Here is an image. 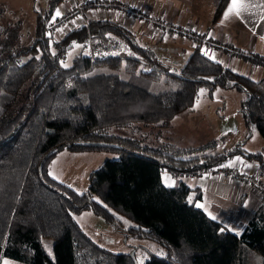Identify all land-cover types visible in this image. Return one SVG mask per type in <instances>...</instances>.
<instances>
[{
    "label": "trees",
    "instance_id": "1",
    "mask_svg": "<svg viewBox=\"0 0 264 264\" xmlns=\"http://www.w3.org/2000/svg\"><path fill=\"white\" fill-rule=\"evenodd\" d=\"M63 1L49 0L48 7L37 12L28 45L14 43L18 30L0 25V264L3 258L23 264H134L130 253L110 251L83 231L73 215L85 210L115 228L121 219L123 226L131 222L130 235L165 248V255L151 254L144 264H252L245 246L264 264L263 206L237 234L195 205L202 197L199 188L162 181L165 169L172 174L202 172L234 155L255 161L263 173L264 148L247 151L241 141L190 158L193 151L211 149L216 142L179 147L163 141L154 147L142 145L140 138L121 137L139 147L129 149L109 133L112 126L132 132L137 124L167 128L193 105L200 88L212 92L219 87L244 93L239 104L244 140L254 131L264 140V76L254 80L205 55L200 48L203 37L197 33L190 37L192 51L178 70L165 67L150 46L111 19H92L59 36L55 21L73 8L56 16ZM101 1L77 0L83 9L63 27L87 12L118 11L86 7ZM228 2L218 0L212 23ZM136 10L144 17L120 13L147 23L148 31L151 20L171 24ZM155 32L158 29L149 33ZM76 43L91 52L74 56L66 66L67 52ZM251 58L264 67L263 56ZM64 149L114 151L118 157L92 171L88 190L81 193L49 174V164ZM42 238L52 240L51 257Z\"/></svg>",
    "mask_w": 264,
    "mask_h": 264
},
{
    "label": "rangeland",
    "instance_id": "2",
    "mask_svg": "<svg viewBox=\"0 0 264 264\" xmlns=\"http://www.w3.org/2000/svg\"><path fill=\"white\" fill-rule=\"evenodd\" d=\"M77 2V0H76ZM218 2V1H217ZM126 4L137 8V6L131 2H125ZM49 0H0V25L7 26L12 29L18 30L19 38L14 42L16 44L28 45L33 40L35 17L37 12H40L48 7ZM73 2L72 7L75 6ZM62 5V2L59 6ZM217 6V3H216ZM215 6V8H216ZM175 27H186L187 25L173 24ZM191 30L187 36L190 38L194 32L198 31L195 26H189ZM70 26H57L56 33L59 36L70 30ZM168 33V32H165ZM200 33V32H197ZM164 34V33H163ZM161 35V34H160ZM57 38V36H55ZM207 41V43H206ZM226 48L229 47L227 41H222ZM220 41V45L222 44ZM211 41L203 39L200 43L206 50L211 49ZM157 58L162 64L172 61V66L175 70H178L187 60L183 61L181 65H177L181 62L180 57L176 56V49L172 47H166L157 45L154 47ZM202 50V49H201ZM90 48L83 46L80 43H76L67 52L64 60V65H70L74 56L78 54H90ZM179 55L183 51L178 50ZM175 55V56H174ZM208 56V54H207ZM213 59H216L214 57ZM177 65V66H176ZM246 65L243 63L244 71L246 72ZM176 66V67H175ZM264 76L254 78H262ZM258 80V79H256ZM206 93L209 97L207 98ZM244 97L243 92H236L235 90H225L219 87L209 93L208 89L200 88L198 96L195 99L193 107L196 110H200V114L205 117V121L208 126H202L199 119H196L195 114L187 110L182 114V120L177 122L173 128H162L153 126H141L134 128L132 132L129 128H118L112 126L109 129V133L114 135L116 141L121 145L129 148L136 149L139 147L131 146L127 141L122 140L121 137L133 136V138H140L142 145L158 146L163 141H168L176 144L179 147H199L200 145L214 140L216 142L215 147L206 150L193 151L189 157H201L205 154L213 152H220L226 148L233 146L237 141H242V135L236 134V125L238 121H241L240 114L238 112L239 104ZM214 104L205 106L202 102L214 101ZM191 107L189 109H191ZM119 137V138H118ZM143 138V139H142ZM263 141L262 137L255 131V136L248 142L250 147L257 148L259 146L258 141ZM245 147V145H244ZM118 153L114 151H83L74 152L64 149L60 151L49 164V173L54 178L66 183L77 192H85L88 190L90 174L97 169L105 160L117 158ZM74 218L79 223L83 231L90 236L100 246L117 253L134 252L136 260L139 264H144L151 254L158 256L165 255V248L157 242L150 239H137L130 235L127 228L131 225V222H124L123 220L116 223L118 227H114L112 224L106 222L102 217L93 214L91 211L85 210L80 213H75ZM41 242L45 252L52 256V240L48 238H42ZM244 247V246H243ZM247 251H250L252 264H261L262 257L249 246H245ZM3 264H23L7 258L2 259Z\"/></svg>",
    "mask_w": 264,
    "mask_h": 264
},
{
    "label": "crops",
    "instance_id": "3",
    "mask_svg": "<svg viewBox=\"0 0 264 264\" xmlns=\"http://www.w3.org/2000/svg\"><path fill=\"white\" fill-rule=\"evenodd\" d=\"M118 1L131 2L143 10V12L148 13L155 18L164 19L169 23L195 26L198 28L197 32H200L196 33L201 34L203 39H207L213 42V44L219 43L220 41H227L229 50L217 48L210 56L212 58L216 57L215 60L240 74H242V71L245 69L244 66L242 67L243 63L247 64V70L243 75L254 80L259 79L254 77H260L263 75V65L255 62L251 56L252 54H258L264 57V7H261V5H264V0H246V2H249L254 6L250 7L249 10L243 13L240 17L231 15L228 19H224V12L231 3V0H229L215 23H212V19L218 0ZM73 2L76 3V0H64L58 10L64 12L69 11ZM99 18H107L121 23L136 35L141 44L150 46L153 50L157 45L166 47L172 45V47L177 50L176 56H179L181 60L177 65H181L192 51V41L189 37L176 35L173 32L164 33L162 35H160L159 32L153 34L149 33L151 29L148 31L147 23L135 21L130 15L122 14L116 10L97 13L87 12L85 16L83 15L81 17L80 21L72 20L71 25H69L73 28L78 24ZM222 44L224 43L222 42ZM178 50L183 51V53L179 55ZM172 65V61L171 64L170 62H167L165 67L175 69ZM235 91L240 92L237 90ZM206 96L207 98H211L207 93ZM214 103L215 100L211 102H202L205 106ZM187 110L190 113L191 111L196 113L195 117L196 119L200 118L199 122L202 126H208L204 120L205 117L200 114V110H196L193 107H191V109L188 108ZM185 111L174 117L167 129L173 128L172 126L176 125L177 122H180L179 120H182L181 116ZM245 133L246 127L244 122L242 125L241 121H238L235 135L239 134L243 136L242 141H244V149L247 151H258L264 148V140L261 141L259 139V146L257 148L250 147L248 142L255 136V131L246 140H244ZM238 142L241 141H237V143ZM230 164L231 166H228ZM223 165L235 169V172L238 175L242 173H247L250 176L257 175L264 182V168L262 171L263 173H260L259 166L255 161L247 160L239 155H234L224 162ZM248 165H251V167ZM166 178H168V184H171L172 186H177L179 183L184 182L191 188H199L202 191V197L195 202V205H203V207L199 208H201L210 218L215 216L216 219L214 220L221 223L226 229L237 234L244 229L249 219L260 207L263 206L264 209V195L261 194L259 189L256 187H250L246 183L235 178H224L212 175L208 171L192 172L185 170L172 174L165 169L162 172V181L168 186L165 183Z\"/></svg>",
    "mask_w": 264,
    "mask_h": 264
},
{
    "label": "built area",
    "instance_id": "4",
    "mask_svg": "<svg viewBox=\"0 0 264 264\" xmlns=\"http://www.w3.org/2000/svg\"><path fill=\"white\" fill-rule=\"evenodd\" d=\"M77 3V2H76ZM86 7L91 8H115L117 9L119 12H126L129 11V13H133L135 15H137V17H144L143 15L136 13V9L133 8L132 6L126 4L125 2H117L116 0H102L100 3H89L88 5H86ZM83 9V6L81 5H77L75 4V6L72 8L71 12L69 14H66L64 16L60 17V20L55 21V26H61V28L63 27V24L71 19L73 17L74 12H81V10ZM138 12V11H137ZM134 15V16H135ZM151 29H158V31L160 33H163L164 31L170 30L172 31L174 34L176 35H184L187 36L188 32L191 30V27L186 26V27H175L171 24H166L163 21H161L160 19H155V20H151ZM196 32L193 33V35ZM207 43V41H206ZM211 49L210 50H206L205 52H207L208 55H212L215 51V49L217 48H226L225 44H221L219 45H215L213 43H211ZM204 51V47L202 46L201 48ZM203 171H208L209 173H211L212 175H217V176H221L224 178H235L238 179L244 183H246L248 186L250 187H256L259 189V191L261 192V194L264 195V182L257 176V175H248L247 173H242V174H236L235 169L229 168L228 166H224V165H219L216 167H211V168H204Z\"/></svg>",
    "mask_w": 264,
    "mask_h": 264
},
{
    "label": "snow or ice",
    "instance_id": "5",
    "mask_svg": "<svg viewBox=\"0 0 264 264\" xmlns=\"http://www.w3.org/2000/svg\"><path fill=\"white\" fill-rule=\"evenodd\" d=\"M253 6L254 5L250 4L249 2H246V0H231V3L228 5L227 10L224 12V19H228L231 15L240 17L243 15V13L247 12L250 7H253ZM261 7H264V5H261ZM60 15L61 13L59 12V10H57L56 16H60ZM205 55H207V52H205ZM228 166H231V164ZM248 166L251 167V165H248ZM49 174L51 175L52 173H49ZM165 183L168 186H172L171 184H168V178H166ZM189 202H191V198H189ZM197 207H203V205L197 204ZM212 219H216V217L212 216Z\"/></svg>",
    "mask_w": 264,
    "mask_h": 264
},
{
    "label": "water",
    "instance_id": "6",
    "mask_svg": "<svg viewBox=\"0 0 264 264\" xmlns=\"http://www.w3.org/2000/svg\"><path fill=\"white\" fill-rule=\"evenodd\" d=\"M92 145H96V146H104V145H114L112 143H90ZM130 256L132 257L133 261H134V264H138L137 260L135 259L134 257V252H131L130 253Z\"/></svg>",
    "mask_w": 264,
    "mask_h": 264
},
{
    "label": "clouds",
    "instance_id": "7",
    "mask_svg": "<svg viewBox=\"0 0 264 264\" xmlns=\"http://www.w3.org/2000/svg\"><path fill=\"white\" fill-rule=\"evenodd\" d=\"M220 49H222V48H220ZM224 50H229V47H227V48H223ZM209 57H211L210 55H208ZM223 165V164H222Z\"/></svg>",
    "mask_w": 264,
    "mask_h": 264
}]
</instances>
